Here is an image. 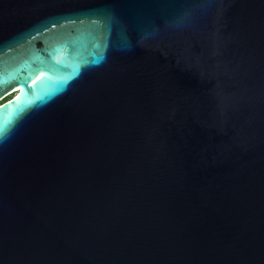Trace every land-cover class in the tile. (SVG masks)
<instances>
[{
  "label": "water",
  "instance_id": "95a60500",
  "mask_svg": "<svg viewBox=\"0 0 264 264\" xmlns=\"http://www.w3.org/2000/svg\"><path fill=\"white\" fill-rule=\"evenodd\" d=\"M0 264H264V0H0Z\"/></svg>",
  "mask_w": 264,
  "mask_h": 264
},
{
  "label": "flooded vegetation",
  "instance_id": "af4514ba",
  "mask_svg": "<svg viewBox=\"0 0 264 264\" xmlns=\"http://www.w3.org/2000/svg\"><path fill=\"white\" fill-rule=\"evenodd\" d=\"M11 95V94H10ZM10 95L6 96L5 98L9 97ZM4 99V98H3Z\"/></svg>",
  "mask_w": 264,
  "mask_h": 264
}]
</instances>
